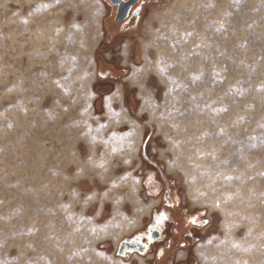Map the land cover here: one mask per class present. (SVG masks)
<instances>
[{
  "label": "rangeland",
  "instance_id": "rangeland-1",
  "mask_svg": "<svg viewBox=\"0 0 264 264\" xmlns=\"http://www.w3.org/2000/svg\"><path fill=\"white\" fill-rule=\"evenodd\" d=\"M154 11L136 93L117 85L106 110L101 1L0 0V264H120L152 207L146 139L185 204L218 218L200 264H264V0Z\"/></svg>",
  "mask_w": 264,
  "mask_h": 264
},
{
  "label": "flooded vegetation",
  "instance_id": "flooded-vegetation-1",
  "mask_svg": "<svg viewBox=\"0 0 264 264\" xmlns=\"http://www.w3.org/2000/svg\"><path fill=\"white\" fill-rule=\"evenodd\" d=\"M100 1L104 13L98 77L106 84L99 91L108 97L120 85L126 95L136 93L131 90L135 86L128 83L133 69L138 68H132L136 62L133 47L140 41L142 26L155 8L164 6L165 0ZM147 145L146 139L142 156L146 168L144 186L152 205L150 215L141 230L119 242L113 254L120 264H200V245L216 237L218 218L211 217L206 209L185 204L177 187L147 155ZM161 213L164 218L157 225L155 221ZM192 219L196 223H190Z\"/></svg>",
  "mask_w": 264,
  "mask_h": 264
},
{
  "label": "bare ground",
  "instance_id": "bare-ground-1",
  "mask_svg": "<svg viewBox=\"0 0 264 264\" xmlns=\"http://www.w3.org/2000/svg\"><path fill=\"white\" fill-rule=\"evenodd\" d=\"M130 80H132V78L130 79ZM133 82V81H132ZM131 83V82H130ZM134 83V82H133ZM133 83H132V85H133ZM136 83V85H137V89H138V99L141 101V103L143 104L146 100H145V96H144V92H143V87H142V82H140V81H137V82H135ZM120 96H122V95H120V91H119V89L117 88V90L108 98V100H107V102H106V106H105V109L106 110H110L111 109V106H110V100L114 97H117L118 99H120ZM107 97V96H106ZM121 100V99H120ZM147 102V101H146ZM140 103V104H141ZM144 105V104H143ZM145 106V105H144ZM124 109V108H123ZM118 115L119 116H121V118L123 119V121L125 122V124H134V125H138L137 123H133V122H131V120H129V118L127 117V115H126V113H125V111L124 110H119V112H118ZM130 133V132H129Z\"/></svg>",
  "mask_w": 264,
  "mask_h": 264
},
{
  "label": "snow or ice",
  "instance_id": "snow-or-ice-1",
  "mask_svg": "<svg viewBox=\"0 0 264 264\" xmlns=\"http://www.w3.org/2000/svg\"><path fill=\"white\" fill-rule=\"evenodd\" d=\"M160 71L163 72L164 69H160ZM101 127H104V125H101ZM105 143H107V141H105ZM112 151L115 152V151H117V149L116 148H113ZM125 162H127V161H125ZM98 167H103V164L98 165ZM91 198H92L91 196L88 197V199H91ZM163 218H164V215H163V213H161L160 216L156 218V221H155L156 224L159 225L161 223V220ZM190 223H196L195 219L190 220Z\"/></svg>",
  "mask_w": 264,
  "mask_h": 264
}]
</instances>
